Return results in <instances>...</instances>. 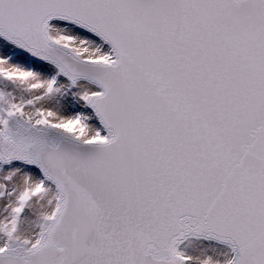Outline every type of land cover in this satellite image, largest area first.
Wrapping results in <instances>:
<instances>
[{
  "label": "snow or ice",
  "instance_id": "snow-or-ice-1",
  "mask_svg": "<svg viewBox=\"0 0 264 264\" xmlns=\"http://www.w3.org/2000/svg\"><path fill=\"white\" fill-rule=\"evenodd\" d=\"M0 264H264V0H0Z\"/></svg>",
  "mask_w": 264,
  "mask_h": 264
}]
</instances>
